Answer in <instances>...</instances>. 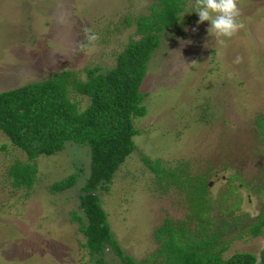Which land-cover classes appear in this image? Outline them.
Wrapping results in <instances>:
<instances>
[{
    "label": "rangeland",
    "instance_id": "rangeland-1",
    "mask_svg": "<svg viewBox=\"0 0 264 264\" xmlns=\"http://www.w3.org/2000/svg\"><path fill=\"white\" fill-rule=\"evenodd\" d=\"M194 2L182 0L175 24L160 31L137 88L144 114L131 121L133 149L109 182L93 192L110 237L135 263L156 249L152 234L163 220L184 222L188 213L182 193L157 181L142 158L204 171L210 226L242 214L243 221L253 220L264 211V0H239L245 27L223 45L210 36L209 21L198 23ZM153 4L0 0V91L60 71L82 81L87 68L112 67L124 45L139 38L136 23ZM86 28L100 40L79 49ZM236 56L242 62L234 63ZM67 97L78 110L87 103L72 90ZM87 160L86 147L71 142L52 155L27 160L0 132V264H95L73 219L84 221L77 196ZM15 162L32 164L28 187L13 184L8 169ZM71 172L76 174L72 186L49 192L52 182ZM235 234L234 227L223 233L224 240L231 239L221 258L246 252L260 264L264 226L255 237ZM101 258L122 264L107 246Z\"/></svg>",
    "mask_w": 264,
    "mask_h": 264
},
{
    "label": "trees",
    "instance_id": "trees-1",
    "mask_svg": "<svg viewBox=\"0 0 264 264\" xmlns=\"http://www.w3.org/2000/svg\"><path fill=\"white\" fill-rule=\"evenodd\" d=\"M155 2L150 14L136 23L139 38L124 45L115 55L112 67L103 71L87 68L82 81L69 71H60L46 79L0 91V132L27 160L52 155L66 142L86 147V175L77 196L84 221L77 216L73 219L80 223L83 246L95 264H105L101 258L104 246L112 249L122 264H253L255 256L246 252L221 258L220 252L231 239L224 240L223 233L234 227L233 238L242 234L257 236L264 226V211L253 220L243 221L247 217L242 214L245 219L241 215L230 216L228 222L210 226L206 173L189 172L187 163L177 162L169 167L160 165L157 159L151 162L142 158L157 181L182 193L188 209L184 222L170 223L165 219L154 229L152 236L157 246L145 258L146 263H135L121 253L110 237L104 212L93 193L109 182L133 149L131 137L136 130L131 121L144 114L143 94L137 88L150 53L158 46L160 31L175 24L182 0ZM68 90L87 99L81 110L68 99ZM8 173L13 184L28 187L33 166L15 162L9 166ZM75 177L71 172L52 182L49 192L67 189L74 184ZM258 263L264 264V248L258 251Z\"/></svg>",
    "mask_w": 264,
    "mask_h": 264
},
{
    "label": "clouds",
    "instance_id": "clouds-1",
    "mask_svg": "<svg viewBox=\"0 0 264 264\" xmlns=\"http://www.w3.org/2000/svg\"><path fill=\"white\" fill-rule=\"evenodd\" d=\"M191 11L198 15V23L210 22L208 32L221 45L245 27L240 19L242 13L239 0H195ZM99 40L98 33L86 28L84 29V41L78 44V48L95 47ZM240 62H242V57L236 56L234 63Z\"/></svg>",
    "mask_w": 264,
    "mask_h": 264
}]
</instances>
